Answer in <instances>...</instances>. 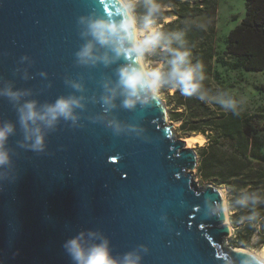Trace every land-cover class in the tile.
<instances>
[{"label": "water", "instance_id": "water-1", "mask_svg": "<svg viewBox=\"0 0 264 264\" xmlns=\"http://www.w3.org/2000/svg\"><path fill=\"white\" fill-rule=\"evenodd\" d=\"M125 16L118 0H0V128L12 127L0 264H75L64 245L81 233L88 245L107 240L119 264L129 253L139 264H256L229 245L224 192L197 185L198 154L176 137L164 101L147 90L126 106L120 69L136 53L117 56L89 30ZM89 43L92 57H81ZM61 98L77 101L74 119L21 121L26 103L43 112Z\"/></svg>", "mask_w": 264, "mask_h": 264}, {"label": "trees", "instance_id": "trees-1", "mask_svg": "<svg viewBox=\"0 0 264 264\" xmlns=\"http://www.w3.org/2000/svg\"><path fill=\"white\" fill-rule=\"evenodd\" d=\"M132 4L142 23L147 18L160 27L153 58L162 64L164 89L173 90L167 101L170 121L186 136L207 139L196 150V173L203 184L228 191L234 228L229 244L263 248L264 146L260 136L264 114L237 108L235 86L226 81L225 72L264 74V0H245V17L227 35L223 52L217 46L219 0H135ZM150 4L158 6L151 15ZM166 48L190 53L182 67L195 69L194 82L200 84L195 93L181 94L168 78L174 66L173 53ZM225 101L234 104L228 106Z\"/></svg>", "mask_w": 264, "mask_h": 264}, {"label": "clouds", "instance_id": "clouds-1", "mask_svg": "<svg viewBox=\"0 0 264 264\" xmlns=\"http://www.w3.org/2000/svg\"><path fill=\"white\" fill-rule=\"evenodd\" d=\"M131 5H126L130 7ZM156 4L148 5L149 15L157 9ZM151 21L145 18L143 29L138 30L136 27V19L134 16H125L119 22L109 20H95L89 24L91 35L101 45H108L116 53L117 56L124 55L127 57L131 53H136V62L129 63L127 66L120 69V83L128 90L129 99L125 101L126 106H132L135 101L132 97L139 98V93L142 91H155L163 77V73L159 68L146 70L140 65V57L143 53L151 51L156 47L159 41L160 33L154 30H147ZM93 45L89 43L79 53L81 57H92ZM167 51L173 53V69L168 73V78L175 82L180 88L181 94L191 95L195 93L200 84L194 82V71L191 67H182L185 64L186 58L190 55L187 51H179L171 48H166ZM202 79V77H201ZM175 89V88H174ZM15 95L14 93H11ZM200 99H204V95L200 94ZM75 100H67L64 98L58 99L54 105L48 106L45 111L36 110L34 102H28L22 110L21 121L27 124L29 121L36 123L43 121L48 126L54 124L58 117L63 116L65 119L72 117V106L76 104ZM228 106H233L234 102H222ZM12 131L11 126L0 128V165L8 162V154L2 150L3 142L8 134ZM40 128L34 129V143L32 147L36 150H42L44 137L40 134ZM115 162V158H110ZM66 251L75 264H119L111 255L108 247V241L104 240L98 244L88 245L84 239V234L81 233L65 242ZM139 257L129 253L125 256L123 264H139ZM256 264H264V258L257 257Z\"/></svg>", "mask_w": 264, "mask_h": 264}, {"label": "rangeland", "instance_id": "rangeland-1", "mask_svg": "<svg viewBox=\"0 0 264 264\" xmlns=\"http://www.w3.org/2000/svg\"><path fill=\"white\" fill-rule=\"evenodd\" d=\"M133 1L135 0H125V3L126 5H131L130 7H128V9L130 10L131 15L134 16L136 19V26L139 28V30H142L144 23H142V21L136 18L133 11V4H132ZM218 9L219 10H218V21H217V32H218L217 46H218V51L223 52L227 35L238 24H240L241 20L245 17L246 14L245 0H219ZM159 28L160 27L157 24L151 23L147 30H154L158 32ZM154 54H155V49L153 48L151 51L145 52L141 56L144 58V62L147 70L159 68L161 71L162 64L157 62L156 59L153 58ZM225 73L227 75L226 81L229 84L235 86L233 92L235 95V99H236L235 105L237 106V108L243 112H250V113L260 112L264 114V93L261 91V87L264 84V74L261 73L247 74V73L230 72V71ZM172 92L173 90L167 91L164 89L162 80L158 88L155 91L152 90V93L156 94L160 99H162V101H164L168 109V113L170 108L167 105V101L169 99V95L172 94ZM232 100L234 99L232 98ZM168 123L170 124L172 123L170 121L169 114H168ZM172 124L174 126V133L176 137L180 139L188 140L190 136H186L180 133L177 130L179 126L178 124L175 123ZM206 142L207 139H205V142L201 144L200 143L193 144V146L192 145L189 146L188 144L187 145L189 148H194L195 150H197V148L203 146ZM260 142L264 146V133L260 136ZM194 175L197 185L201 188L205 187L206 185L203 184L198 178L196 170L194 172ZM220 189L224 192V196L227 203V209H228V215H227L228 223L232 226L230 220L232 212L229 209L228 191L226 188H220ZM244 249H247L254 254H259L262 250V248H258V247L256 248L248 247Z\"/></svg>", "mask_w": 264, "mask_h": 264}, {"label": "bare ground", "instance_id": "bare-ground-1", "mask_svg": "<svg viewBox=\"0 0 264 264\" xmlns=\"http://www.w3.org/2000/svg\"><path fill=\"white\" fill-rule=\"evenodd\" d=\"M119 2H120V4L125 8V10H126V12H127V14L129 15V16H132L131 15V13H130V10L128 9V7H126V3H125V0H118ZM170 19H167V21H169ZM137 27V26H136ZM137 29L139 30V28L137 27ZM140 65L141 66H143L145 69H146V65H145V62H144V58L141 56L140 57ZM147 70V69H146ZM151 94H153V95H156V94H154V93H152V90H151ZM157 96V95H156ZM205 139H206V137L205 136H203V135H192V136H190L189 138H188V140H186L187 141V144L190 146V145H192L193 146V144H201V143H203V142H205ZM225 197V196H224ZM225 210H226V213H227V215H228V209H227V203H225ZM251 252V251H250ZM252 253V252H251ZM252 254H254V253H252ZM254 255H256L257 257L258 256H261L262 258H264V246H263V248H262V250H261V252L259 253V254H254Z\"/></svg>", "mask_w": 264, "mask_h": 264}, {"label": "snow or ice", "instance_id": "snow-or-ice-1", "mask_svg": "<svg viewBox=\"0 0 264 264\" xmlns=\"http://www.w3.org/2000/svg\"><path fill=\"white\" fill-rule=\"evenodd\" d=\"M99 3H100L101 5H103V4H104V0H99Z\"/></svg>", "mask_w": 264, "mask_h": 264}]
</instances>
